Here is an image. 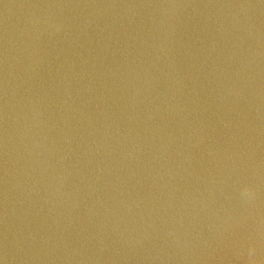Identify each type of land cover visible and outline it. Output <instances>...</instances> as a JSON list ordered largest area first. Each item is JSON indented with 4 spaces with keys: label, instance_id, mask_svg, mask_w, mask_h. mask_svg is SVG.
<instances>
[{
    "label": "water",
    "instance_id": "water-1",
    "mask_svg": "<svg viewBox=\"0 0 264 264\" xmlns=\"http://www.w3.org/2000/svg\"><path fill=\"white\" fill-rule=\"evenodd\" d=\"M0 264H264V0H0Z\"/></svg>",
    "mask_w": 264,
    "mask_h": 264
},
{
    "label": "clouds",
    "instance_id": "clouds-1",
    "mask_svg": "<svg viewBox=\"0 0 264 264\" xmlns=\"http://www.w3.org/2000/svg\"><path fill=\"white\" fill-rule=\"evenodd\" d=\"M240 197L246 203H251L257 196V190L251 185H242L239 189Z\"/></svg>",
    "mask_w": 264,
    "mask_h": 264
}]
</instances>
